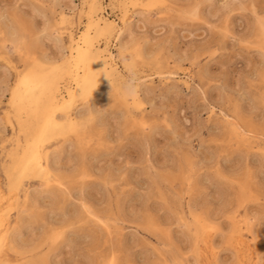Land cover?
<instances>
[{
  "label": "rangeland",
  "instance_id": "rangeland-1",
  "mask_svg": "<svg viewBox=\"0 0 264 264\" xmlns=\"http://www.w3.org/2000/svg\"><path fill=\"white\" fill-rule=\"evenodd\" d=\"M16 182L0 264H264V0H0L3 202Z\"/></svg>",
  "mask_w": 264,
  "mask_h": 264
},
{
  "label": "bare ground",
  "instance_id": "bare-ground-1",
  "mask_svg": "<svg viewBox=\"0 0 264 264\" xmlns=\"http://www.w3.org/2000/svg\"><path fill=\"white\" fill-rule=\"evenodd\" d=\"M95 4V3H94ZM125 18H126V16H125ZM125 18L123 17V19L125 20ZM105 20V19H104ZM122 22V21H121ZM125 22V21H124ZM130 22V21H129ZM115 22L113 21V24H112V29L113 28H115L116 27V24H114ZM108 24V23H107ZM106 24V25H107ZM106 27V26H105ZM118 27V26H117ZM88 28V27H87ZM110 28V27H109ZM110 28V29H111ZM108 29V28H107ZM90 31V30H89ZM108 31V30H107ZM115 31V30H114ZM92 32V31H91ZM120 32H121V29H120ZM118 35H119V33H118ZM117 35V36H118ZM95 47V46H94ZM95 50V49H94ZM90 51V45H89V42H88V33L86 32L85 33V35L81 38V41H80V43L78 44V47H77V54H76V56L74 57V62H73V67H74V75H75V89H74V92L76 93V91L80 88V87H82V84H83V82L87 79V78H89V67H91L92 65L91 64H89V66H88V61H89V52ZM91 52H92V50H91ZM97 52V51H96ZM111 52V51H110ZM120 52V51H119ZM112 53V52H111ZM100 55V54H99ZM94 56V55H93ZM114 56L115 55H111V59H112V61H114L115 60V58H114ZM95 57V56H94ZM110 61V60H109ZM116 61V60H115ZM47 62V61H46ZM45 62V63H46ZM71 62V61H70ZM72 65V64H71ZM88 66V67H87ZM113 66V65H112ZM116 66H117V64H116ZM55 67H56V65H55ZM93 67V66H92ZM92 67H91V69H92ZM108 67V66H107ZM49 68V67H48ZM113 68H115V67H113ZM52 68L50 67V70H51ZM56 70H57V68H55ZM43 70H46V69H43ZM94 70V69H93ZM114 70V69H113ZM48 71V70H47ZM117 71H119V70H117ZM51 72H52V70H51ZM54 72V71H53ZM68 72V71H67ZM107 73V72H106ZM71 74V73H70ZM125 74V73H124ZM45 75V74H44ZM43 75V76H44ZM48 75V74H47ZM111 75H112V73H111ZM163 75H165V74H163ZM26 76H28V75H26ZM110 76V75H109ZM44 77H46V76H44ZM74 77V76H73ZM46 79V78H45ZM48 79V78H47ZM50 79V78H49ZM34 80V79H33ZM38 80H39V77H38ZM141 80V79H140ZM143 80V79H142ZM47 81V80H46ZM134 81V80H133ZM33 82V81H32ZM37 82H39V81H37ZM72 82V81H71ZM36 83V82H35ZM46 83V82H45ZM34 84V83H33ZM22 85V84H21ZM23 85H24V92H27L28 90H30L33 86H32V84H31V81L30 80H28L26 77L25 78H23ZM22 85V86H23ZM35 85V84H34ZM39 85V84H38ZM37 85V86H38ZM47 85V84H46ZM57 85V84H56ZM56 85H54L55 86V88H56ZM59 85V84H58ZM57 85V86H58ZM74 85V84H73ZM43 86H44V84H43ZM72 86V85H71ZM91 86V85H90ZM48 87V86H47ZM50 87V86H49ZM73 87V86H72ZM87 87V86H86ZM51 88V87H50ZM70 88V87H69ZM137 88V87H136ZM44 90H45V88H44ZM49 90V89H48ZM57 90H58V88H57ZM56 90V91H57ZM72 90V89H71ZM54 91H55V89H54ZM80 91V90H79ZM87 91H89V90H87ZM38 92H40V91H38ZM50 92H52V90L50 91ZM53 93V92H52ZM90 93V92H89ZM24 94V93H23ZM35 94V93H34ZM37 94H39V93H37ZM43 94V93H42ZM41 94V95H42ZM78 94V93H77ZM50 96V95H49ZM56 97V96H55ZM23 98H24V95H23ZM34 98V97H33ZM39 98V97H38ZM57 98V97H56ZM69 98H72V97H69ZM68 98V99H69ZM62 99V98H61ZM74 99V98H73ZM72 99V100H73ZM41 100V99H40ZM44 100H45V97H44ZM43 100V102H45ZM49 100H50V98H49ZM53 100H55L54 98H53ZM28 102V101H27ZM55 102V101H54ZM66 102H67V100H66ZM72 102V101H71ZM29 103V102H28ZM27 103V104H28ZM48 103H49V101H48ZM48 103H47V105H46V107H48ZM64 103V102H63ZM32 104V103H31ZM30 104V105H31ZM34 104V103H33ZM45 104V103H44ZM54 104V103H53ZM29 105V106H30ZM25 106V105H24ZM34 106H35V104H34ZM51 106H52V104H51ZM21 107H23V106H21ZM40 107V106H39ZM56 107V106H55ZM60 107V106H59ZM25 110V109H24ZM30 110H31V108H30ZM35 110V109H34ZM51 110V109H50ZM37 111V110H36ZM44 111H45V109H44ZM43 111V112H44ZM57 114V113H56ZM49 115V114H48ZM39 117V116H38ZM41 117V116H40ZM42 117H43V115H42ZM56 117H57V115H56ZM39 119V118H38ZM53 121H54V115H50V116H48V118H47V120H46V122H45V126H44V129L42 130V134H41V137L35 142V144L33 145L32 143V145H33V148L30 150V152H29V154H28V156H27V158H26V160L24 161V164H23V169H22V173H21V175L22 176H25V175H29L30 176V174H33L35 171H37V170H45V168H46V166H45V164H44V154H43V141H44V137H43V133L48 129V127H49V125L50 124H52L53 123ZM41 122V121H40ZM39 122V123H40ZM56 122V121H55ZM58 122V121H57ZM234 122V121H233ZM42 123V122H41ZM40 123V124H41ZM72 123V122H71ZM239 125V124H238ZM81 127V126H80ZM247 132V131H246ZM248 133V132H247ZM35 141V140H34ZM46 148V147H45ZM24 153V152H23ZM48 155V154H47ZM47 158H48V156H47ZM47 160V159H46ZM49 170V169H48ZM19 174V173H18ZM17 185H18V182H16L13 186H12V189H11V191H10V196L11 197H9V199L6 201V202H3V200H4V198H1L0 199V234H1V236H0V244L2 243V241L4 240V239H6V237H8L9 235H10V233H11V227H10V225H9V213H10V208H12L11 207V205L13 204L12 203V199H14L17 195H16V187H17ZM16 199V198H15ZM13 202H14V200H13ZM85 211V210H84ZM9 238V237H8ZM7 241V240H6ZM13 246H14V244H13ZM250 250V249H249ZM241 251H243V250H241Z\"/></svg>",
  "mask_w": 264,
  "mask_h": 264
}]
</instances>
